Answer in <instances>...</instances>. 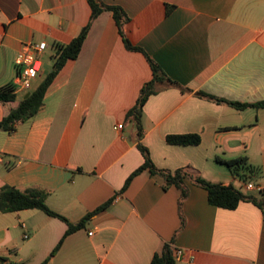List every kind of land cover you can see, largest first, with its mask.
I'll list each match as a JSON object with an SVG mask.
<instances>
[{
    "label": "crops",
    "instance_id": "1",
    "mask_svg": "<svg viewBox=\"0 0 264 264\" xmlns=\"http://www.w3.org/2000/svg\"><path fill=\"white\" fill-rule=\"evenodd\" d=\"M101 1L124 10V33L143 52L128 50L113 13H101L79 57L49 86L42 111L12 133L0 129V190L43 192L47 206L72 224L112 203L53 257L67 223L38 210L0 212V264L49 258L47 264H151L169 243L183 252L176 264H264V212L254 203L213 206L208 192L189 180L181 202V191L165 189L164 177L149 170L122 192L145 161L127 115L153 79L148 56L178 84L151 96L143 109L141 142L155 167L261 198L264 109L225 102L264 101V0ZM91 15L88 0H0V89L14 84L25 45L48 44L30 90L14 84L16 101L0 102V122L52 72L57 46L76 39ZM187 134L201 143L167 142ZM239 158L259 170L252 181L223 163Z\"/></svg>",
    "mask_w": 264,
    "mask_h": 264
},
{
    "label": "trees",
    "instance_id": "2",
    "mask_svg": "<svg viewBox=\"0 0 264 264\" xmlns=\"http://www.w3.org/2000/svg\"><path fill=\"white\" fill-rule=\"evenodd\" d=\"M88 1L92 9L90 23L81 31L80 35L76 39H74L69 45L57 46L56 60L52 72L42 81V83L33 92L28 95V97H26L20 102L17 108L13 109L9 113V115H7L0 122L1 130L12 133L15 131L17 124L25 122L28 119L35 117L42 111L44 106L45 94L49 86L51 85L59 71L64 67V65L68 61L75 60L79 57L84 42L87 39L91 25L101 13L105 11H110L113 13L114 19L119 27L120 34L128 50L143 52L141 48L133 46L124 33L123 28L129 18L122 8L118 6L105 5L102 3L101 0ZM147 59L151 65L153 79L143 86L136 106L127 115V118L131 122H134L136 124L139 141L138 148L142 153L145 161L144 164L138 170H136L132 174V176L127 180L122 192L126 191L131 181L137 175H139L145 170H149L152 174H160L164 177L165 189H168L171 186H176L182 193L181 202L188 196V191L185 186V180H189L197 184L198 186L204 188L208 192L209 203L213 206L227 210H235L238 208L241 202H252L264 212V192L261 194V198H256L244 194L241 190L232 185L227 186L223 184H212L200 177L195 178L188 174L185 170H178L174 174H172L170 172L163 171L155 167L150 156L149 150L141 142L143 137V109L151 96L157 94L161 89H163L167 85L177 86L178 84L173 82L165 74L162 68L158 64H156L151 58L147 56ZM16 99L17 97L15 94L14 84H8L4 88L0 89V102L9 103L16 101ZM209 99H215L217 102H225L223 100L211 97H209ZM225 103L230 104L238 110H244L247 108L264 109V101L256 104H242L229 102ZM167 142L170 145L196 146L201 143V138L199 135L192 134L169 135L167 137ZM223 163L228 167L233 176L241 179L244 182H247L248 180L252 181V177L259 174V170L249 164L247 158H239L231 161H224ZM111 203L112 201L104 204L80 222L72 224L65 217L61 216L58 213H55L47 206L46 194L43 192L36 190L24 192L12 187H5L0 190V212L15 213L25 210H38L51 218L60 219L68 224V230L64 238L53 251L51 257H53L59 251L62 244L64 243V240L69 235L85 228L86 224L93 215L107 210L110 207ZM173 251L174 249L172 243L165 244L162 252L154 256L151 264H176ZM49 260L50 258L43 264H47Z\"/></svg>",
    "mask_w": 264,
    "mask_h": 264
},
{
    "label": "built area",
    "instance_id": "3",
    "mask_svg": "<svg viewBox=\"0 0 264 264\" xmlns=\"http://www.w3.org/2000/svg\"><path fill=\"white\" fill-rule=\"evenodd\" d=\"M47 48L48 44L46 42H41L34 45H25L18 53L16 59L17 75L14 82L18 91L30 90L33 82L40 74L42 68L41 57ZM115 129L122 130L123 125H118ZM246 187L248 190L255 189L253 184H248ZM90 235L92 236L93 233H90ZM182 254L183 252L179 249H175L173 252L175 260L180 259Z\"/></svg>",
    "mask_w": 264,
    "mask_h": 264
}]
</instances>
